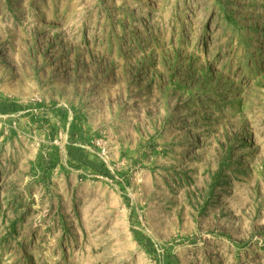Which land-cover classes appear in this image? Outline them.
Masks as SVG:
<instances>
[{
    "label": "rangeland",
    "instance_id": "obj_1",
    "mask_svg": "<svg viewBox=\"0 0 264 264\" xmlns=\"http://www.w3.org/2000/svg\"><path fill=\"white\" fill-rule=\"evenodd\" d=\"M5 104L0 264H264V0H0Z\"/></svg>",
    "mask_w": 264,
    "mask_h": 264
},
{
    "label": "trees",
    "instance_id": "obj_2",
    "mask_svg": "<svg viewBox=\"0 0 264 264\" xmlns=\"http://www.w3.org/2000/svg\"><path fill=\"white\" fill-rule=\"evenodd\" d=\"M20 110L19 106L15 105V104H5V105H2L1 107V110L0 112L4 115H8L10 113H16ZM68 155L70 156V158L74 161H76V163L80 166H84L86 168H89L97 173H100L102 175H105V176H108V177H111V174L110 172L108 171V169L105 167L104 164H95L93 163L92 161H89V160H85V158L83 157V155H80L79 152L73 150V149H69L68 151ZM143 240L145 241V244L147 246V248L150 250V251H154V247H153V243L152 241L147 238V237H142Z\"/></svg>",
    "mask_w": 264,
    "mask_h": 264
},
{
    "label": "crops",
    "instance_id": "obj_3",
    "mask_svg": "<svg viewBox=\"0 0 264 264\" xmlns=\"http://www.w3.org/2000/svg\"><path fill=\"white\" fill-rule=\"evenodd\" d=\"M77 152H79L80 155H83V157L85 158V160L87 159V160L91 161V160L89 159V157H88L84 152H82V151H77Z\"/></svg>",
    "mask_w": 264,
    "mask_h": 264
}]
</instances>
